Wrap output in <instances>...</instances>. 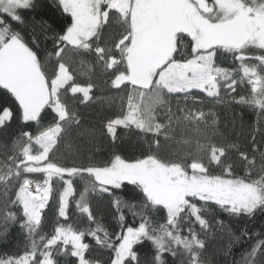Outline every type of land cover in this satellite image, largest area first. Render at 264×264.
Returning <instances> with one entry per match:
<instances>
[{
  "label": "snow or ice",
  "instance_id": "snow-or-ice-1",
  "mask_svg": "<svg viewBox=\"0 0 264 264\" xmlns=\"http://www.w3.org/2000/svg\"><path fill=\"white\" fill-rule=\"evenodd\" d=\"M181 2L191 13L184 26L145 55L142 35L131 29L105 36L114 13V23L123 22L117 0H0V44L17 43L38 73L22 86L23 101L11 96L14 108L5 107L8 91L0 92V264H212L201 235L213 205L248 221L264 213V0ZM77 59L102 70L104 88L122 93L121 111L99 129L87 127L72 103L92 100L102 87L77 81ZM42 63H54L51 75ZM244 109L255 114L247 127ZM222 110L232 114L230 128L220 126ZM120 127L135 129L146 155H122ZM178 129L196 135L177 140ZM85 140L107 158L84 157ZM162 140L186 149L171 165L160 161L164 181L148 168ZM54 193L53 227L45 232ZM73 203L76 222L61 223ZM218 223L227 229L224 264H264V227ZM14 228L23 237L15 251L6 246Z\"/></svg>",
  "mask_w": 264,
  "mask_h": 264
},
{
  "label": "trees",
  "instance_id": "trees-1",
  "mask_svg": "<svg viewBox=\"0 0 264 264\" xmlns=\"http://www.w3.org/2000/svg\"><path fill=\"white\" fill-rule=\"evenodd\" d=\"M211 2V0H209ZM130 5H132V0L130 2ZM154 6V4H153ZM152 8H148L145 12L144 11H138L136 14H128L123 15L119 12V18L122 19V23H114V21L118 18L117 15L114 13L112 19L109 22V25L105 29V36L110 35H122L124 32H126L128 29H131L134 33H139L143 30H145V27L147 26V19L151 18ZM49 16H53L54 14L49 12ZM139 21V29L136 30L135 25ZM147 22V23H146ZM36 41L39 42L40 50H46L47 45L45 44V41L43 37L39 34L36 35ZM6 44H0V49L2 46ZM218 63L222 64L225 67H230V59L220 58ZM41 67L43 68L44 72L48 75H51V73L54 71L55 65L53 64H47L42 63ZM73 70L76 76L77 81L82 85L86 86L89 81L97 84H101L102 87L94 89L91 93L92 100L88 102L81 103L80 100L82 97H78L75 101L72 103L75 104V110H77L81 116L83 117L84 124L89 128H95L99 129L101 126V122L107 118L112 117L119 111H121L118 97L122 94L117 92L115 89H112L110 87H106V85H103L104 76L102 74V70L100 68H96L95 71L90 70V62L84 61L81 63L79 59L76 60L75 64L73 65ZM3 87L0 86V92L4 91ZM10 94L9 96L5 97V107H13V95L8 91ZM12 96V97H11ZM113 98V99H109ZM175 103V101H173ZM239 109H237V114H239ZM2 114V112H0ZM231 118L232 114L230 111L225 112L221 111V128H224L225 124L230 128L231 127ZM47 121V117L45 118ZM255 121V114L249 110L244 109L243 110V122L245 124V127L249 124H253ZM15 125L13 124L14 130ZM195 133L192 130H187L186 132L184 130L178 129L176 132L177 140L181 139H193L195 137ZM117 136L120 138L119 143H122V149L123 153L122 155L128 159V160H135L140 155H146L147 149L144 148L143 144L140 143L137 139L138 134L135 133V129L131 130V133L129 130L124 129L122 127L118 128L117 130ZM5 137L3 135H0V140H3ZM151 140V137L149 138ZM161 149L159 151L155 152V155L157 159L155 160L157 163L162 165L160 161H163L164 164L171 165L172 163L180 160L182 153L186 150L185 146L179 143H173L169 141H161ZM170 145V147H169ZM173 150H177V154L173 155ZM190 150V149H189ZM194 150V148H193ZM106 150L102 147H98L95 142L88 143L86 140L84 141L82 145V155L84 157H91L94 158L96 161H103L107 157L105 155ZM185 165H187L188 161H183ZM163 166V165H162ZM239 174V173H238ZM29 178L32 179H42L39 174H30ZM53 187L56 188V181L55 178L53 180ZM74 187L77 192L81 191L83 188V181L80 179H75L74 181ZM56 193L53 194L52 197H50L49 205L47 206L45 212H44V218H45V226L44 231L48 232L51 231L53 227V216L55 215V208H56ZM214 211L206 214L204 218L208 220L210 224V228L206 231V234L202 232L200 229V226L196 224L194 227L198 232H202L201 238L206 239V242L208 244V256L209 259L212 260V264H224L226 259H229L223 255V249L227 244L228 237L226 236V228L221 229L219 226L218 221L223 220L225 225H231V227L235 230H239L242 226H244L245 223L249 224V227L253 231H258L261 229V227H264V213H258L257 216L254 218L253 221H248L247 218L237 219L235 217H229L227 214L222 213L218 208H216L215 205L212 206ZM111 218H108V221H110ZM76 222L75 217V208L74 203L69 208V221L65 222L61 218V223H74ZM82 223V221H81ZM108 228L109 231L114 230V225L111 222H108ZM186 232V229H185ZM23 237L20 235L18 229H13L12 235L9 237L7 241V248L9 250H18L16 248L17 242L21 241ZM85 242H93L90 237L85 238ZM240 247H242V243L240 246L236 247L234 251V255H238L240 251Z\"/></svg>",
  "mask_w": 264,
  "mask_h": 264
},
{
  "label": "rangeland",
  "instance_id": "rangeland-1",
  "mask_svg": "<svg viewBox=\"0 0 264 264\" xmlns=\"http://www.w3.org/2000/svg\"><path fill=\"white\" fill-rule=\"evenodd\" d=\"M120 4L119 12L123 15L136 14L152 8L145 30L137 33L143 38V52L150 55L162 37L170 31L182 28L185 15H191L189 7L181 0H117ZM154 4V6H153ZM139 29V21L135 25ZM38 76L34 61L30 60L23 49L9 40L0 49V86L9 91L17 101H23L22 86L30 85ZM148 168L153 178L160 181L166 179V169L150 160Z\"/></svg>",
  "mask_w": 264,
  "mask_h": 264
},
{
  "label": "bare ground",
  "instance_id": "bare-ground-1",
  "mask_svg": "<svg viewBox=\"0 0 264 264\" xmlns=\"http://www.w3.org/2000/svg\"><path fill=\"white\" fill-rule=\"evenodd\" d=\"M32 191H33V192H35V188H34V186H33V189H32Z\"/></svg>",
  "mask_w": 264,
  "mask_h": 264
}]
</instances>
